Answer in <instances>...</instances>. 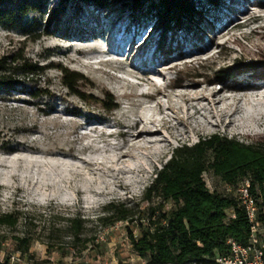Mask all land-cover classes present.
Here are the masks:
<instances>
[{"label":"rangeland","instance_id":"1","mask_svg":"<svg viewBox=\"0 0 264 264\" xmlns=\"http://www.w3.org/2000/svg\"><path fill=\"white\" fill-rule=\"evenodd\" d=\"M199 1L204 14L198 22L167 32L166 41L177 48L166 56L159 51L151 56L158 31L154 17L143 10L135 18L124 2L97 8L71 0L58 30L23 45L27 57L46 58L44 63L81 73L82 91L92 98L68 94L56 68L35 77L37 86L47 87L54 96L51 107L46 97L32 98L21 90L0 92V212L20 213L14 227L0 226L2 261L16 253L19 264H149L129 242L130 235L138 234L135 224L117 221L101 228L94 221L104 213L103 206L111 201L138 203L142 211L146 203L139 200L145 187L178 145L215 132L246 142L264 134V107L259 123L245 121L246 104L235 103L238 109L232 110L228 96L248 90L224 88L263 84L264 76L254 77L248 69L221 82H203L235 60H255L258 49L264 50V0ZM57 2L45 0L42 15L31 13L26 19L43 24L47 8ZM128 23L126 35L122 30ZM22 39L18 30L0 26V56L21 47ZM178 78L181 83L173 84ZM196 81L190 87L195 92L219 91L213 105L206 100L197 103L205 110L203 116L181 96ZM158 87L162 93L154 99L139 95ZM107 95L117 105L112 111L104 107ZM225 113L231 120L227 125ZM140 117L138 129L145 125L155 132L127 141L126 125ZM58 159L67 163L61 174L48 162ZM203 178L210 190L223 193L224 184L210 169ZM78 215L89 220L87 233L97 231L95 242L82 252L68 245L71 236L66 230L67 218ZM23 233L34 238L32 256H22L10 239Z\"/></svg>","mask_w":264,"mask_h":264},{"label":"trees","instance_id":"2","mask_svg":"<svg viewBox=\"0 0 264 264\" xmlns=\"http://www.w3.org/2000/svg\"><path fill=\"white\" fill-rule=\"evenodd\" d=\"M69 1L58 0L55 6L48 7L44 23L38 24L27 20L26 16L31 13L42 15L46 10L45 0H0V26L16 29L23 37L21 47L0 56V92L8 94L21 90L32 98L46 97V104L51 107L54 96L47 87L37 86L35 77L42 76L46 69L56 68L60 73V84L68 94L83 100L92 98L82 91L81 73L60 64L44 63L46 58L27 57L23 49L26 42L38 40L58 30ZM84 1L97 8L127 3L135 18L143 10L150 14L155 19L158 45L165 56L171 52L166 43L167 32L179 28L189 29L204 14L199 0ZM210 2L215 4L218 1ZM235 62L221 68L210 82H221L248 69L254 77L264 76L263 48L258 49L255 60ZM201 76L205 75L195 77ZM26 80L29 82L26 83ZM180 83L181 78L173 80V84ZM28 86L29 91L26 90ZM107 96L109 101L104 102V107L112 111L117 105L113 101L114 97ZM207 169L218 176L224 185L233 188L238 182L248 179L251 194L264 209V134L246 142L215 132L200 137L192 144L184 143L173 149L170 158L156 169L151 182L145 187L139 200L146 203L142 211H138V203L129 206L111 201L103 206L104 213L94 221L101 228L117 221L135 224L138 234L135 237L130 235L129 242L139 257H147L149 264H189L223 252L228 238L246 242L250 223L244 208L238 205L231 193H219L207 187L203 178ZM19 215L16 209L0 212V226L14 227ZM67 220L66 230L71 236L69 246L77 245L82 252L95 242L97 231L87 233L88 219L78 215ZM10 239L22 256H32V235L23 233L12 235ZM0 264H5V261L0 259Z\"/></svg>","mask_w":264,"mask_h":264},{"label":"bare ground","instance_id":"3","mask_svg":"<svg viewBox=\"0 0 264 264\" xmlns=\"http://www.w3.org/2000/svg\"><path fill=\"white\" fill-rule=\"evenodd\" d=\"M202 9H203V6H202ZM129 23L127 25H125V27L123 28V34L127 35L130 33V30L128 32V29H129L128 27L130 26ZM233 27H234V25H232L230 28L229 27H227V28L231 29ZM139 29L140 28H138V30L135 29L133 31L132 35H130L131 39L137 35ZM179 29L181 30V28H179ZM179 29H173V30L178 31ZM158 40H159V38L157 35L155 41L152 44L151 56H153V54L156 51H159L160 53H162V51L160 50L159 45H158ZM166 40H167V38H166ZM183 40H184V38H183ZM129 42H130V40H129ZM166 43L169 44V47L171 48L170 43L167 41H166ZM130 44H131V42H130ZM131 47H132V45L130 46V48ZM176 48H177V45L175 44L173 46V48H171V51H172V49H176ZM212 80H214V78H212V79L207 78V79L203 80V82H210ZM151 82H153V81L151 80ZM198 83H199L198 81L189 83L188 87H185L183 89L181 96L184 97L185 100L190 101L191 106H193L196 109V111L200 115H202L205 112V110H204L202 105L198 106L197 103L199 101L206 100L211 105H213L215 103L214 102L215 96L218 94L219 91L218 90H206L208 92V95H205L204 92H202V91L195 92L192 89H190V87H192L193 85H196ZM152 84L155 85V83H152ZM224 88H231V89H234L235 91L236 90H248V91H244L243 93H241L239 95H229L228 99L232 103V105H231V106H233L232 110L238 109L236 107L235 103H242L243 102L244 104H246V106L244 108H242L243 120L255 121V122L259 123V120L261 119L259 117V115L263 113L262 110L264 107V83L263 84L245 83L244 85H227V84H224ZM161 93H162V90H161V88L158 87L153 92H140L139 95L148 97L150 99H154L156 96H158ZM235 97H237L238 99ZM227 112H228V110H227ZM222 117L225 118L226 125L231 122V120H226V118H228V114L225 113L222 115ZM186 119H188V116H186ZM141 121H143V120L140 117V118H137L136 120H134L132 123L126 125V127H127L126 133H127V131H130L126 134L128 136L127 141H131L134 143L135 141L141 140V139L145 138L146 136L153 134L155 132L154 130H152V128L150 129V127L145 126V125H143L142 127H140L138 129V125H140ZM152 122L155 124L159 123V119L153 118ZM199 129H197V130H199ZM166 136L167 135L164 134V137H166ZM166 140H167V138H166ZM48 162L50 164H54V165L58 166V170H59L60 174L64 173V167L67 165V163L64 159H61V160L58 159L57 161L48 160Z\"/></svg>","mask_w":264,"mask_h":264},{"label":"built area","instance_id":"4","mask_svg":"<svg viewBox=\"0 0 264 264\" xmlns=\"http://www.w3.org/2000/svg\"><path fill=\"white\" fill-rule=\"evenodd\" d=\"M224 193H231L239 206L243 207L250 223L247 241L237 242L232 238L226 240V248L200 261L189 264H264V209L257 203L256 197L250 192V182L244 179L233 188L224 185ZM230 215L225 218V221ZM20 255L10 254L5 264H19Z\"/></svg>","mask_w":264,"mask_h":264}]
</instances>
